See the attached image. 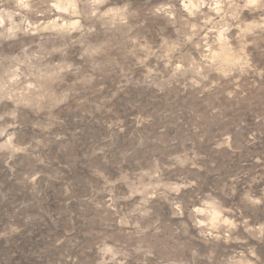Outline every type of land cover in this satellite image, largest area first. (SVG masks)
<instances>
[{
    "label": "rangeland",
    "instance_id": "1",
    "mask_svg": "<svg viewBox=\"0 0 264 264\" xmlns=\"http://www.w3.org/2000/svg\"><path fill=\"white\" fill-rule=\"evenodd\" d=\"M0 264H264V0H0Z\"/></svg>",
    "mask_w": 264,
    "mask_h": 264
}]
</instances>
